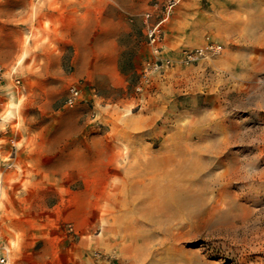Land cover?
I'll list each match as a JSON object with an SVG mask.
<instances>
[{
  "label": "rangeland",
  "instance_id": "obj_1",
  "mask_svg": "<svg viewBox=\"0 0 264 264\" xmlns=\"http://www.w3.org/2000/svg\"><path fill=\"white\" fill-rule=\"evenodd\" d=\"M156 1L0 0L6 264H264V0H179L158 52ZM208 42L220 51L185 60ZM193 164L217 183L207 202L244 205L232 223L170 224Z\"/></svg>",
  "mask_w": 264,
  "mask_h": 264
},
{
  "label": "bare ground",
  "instance_id": "obj_2",
  "mask_svg": "<svg viewBox=\"0 0 264 264\" xmlns=\"http://www.w3.org/2000/svg\"><path fill=\"white\" fill-rule=\"evenodd\" d=\"M232 132H233V130H231ZM237 132V131H236ZM236 134H238V133H236ZM189 136H190V134H189ZM264 136V135H263ZM193 137V136H192ZM191 136H190V138H192ZM231 137H232V139H233V136H232V134H231ZM190 149V148H189ZM200 150V149H199ZM262 151V150H261ZM193 152H194V150H193ZM260 152V151H259ZM187 153V152H186ZM264 154V153H263ZM193 155H195V154H193ZM191 157V156H190ZM202 157V156H201ZM261 157H263V156H261ZM194 158V157H193ZM236 158V157H235ZM189 160V159H188ZM194 160V159H193ZM196 160V159H195ZM196 161H198V160H196ZM202 161V160H201ZM184 162H185V160H184ZM192 162V161H191ZM199 162V161H198ZM237 162V161H236ZM194 163H196V162H194ZM203 163V162H202ZM183 164V163H182ZM208 165V164H207ZM214 166V165H213ZM180 167V166H179ZM182 167V166H181ZM177 168V167H176ZM185 169V171H188L189 173L191 172V174H192V178L190 179V180H186L185 181V179H184V181L186 182V183H184V184H179V185H176L175 184V182H174V184L176 185L175 187H174V189H170V195H168V197L170 196V198L169 199H167V200H170V201H167V202H165V204H163L165 207H167V206H169L170 205V224L175 220V219H180V218H183V219H185L184 220V222H182L181 221V225L182 226H184L185 224H186V222H190L189 224H191V218L193 217V216H202V213H204V212H207L209 209H216V210H218V211H222V212H225V213H220V217H221V221H230L231 223L233 222L232 220H230V218H232V217H234L235 215H236V212H235V210H237V208H241V207H243L244 205H243V203H242V205L243 206H241V207H238L237 206V204L233 201L234 200V198L233 199H231L232 200V204L230 205V209L228 210V209H222V210H219L220 208H218L216 205H214L212 202H207L208 201V199H207V197H208V194L210 193V192H212V191H214V186L217 184H215L214 183V185H213V183L211 182L212 180L210 179V180H208L211 176H212V174H211V171L212 170H210V168L207 166V168L205 167V166H200V165H188L187 166V168H184ZM229 170V169H228ZM233 170H235V169H233ZM256 170V169H255ZM254 170V171H255ZM175 171H177V170H175ZM253 171V172H254ZM257 171H259V170H257ZM264 171V170H263ZM215 172V171H214ZM213 172V173H214ZM187 173V172H186ZM217 173V172H216ZM235 173V172H234ZM246 173V172H245ZM263 173V172H262ZM178 174V173H177ZM231 174V173H230ZM249 174V173H248ZM264 174V173H263ZM176 175V174H175ZM180 175V174H179ZM186 175H188V174H186ZM190 175V174H189ZM203 175H206V177L207 176H209V177H207V179H205L204 178V176ZM214 175V174H213ZM233 175V174H232ZM250 176L251 175H253L252 173L251 174H249ZM235 176V175H234ZM245 176V175H244ZM259 176V175H258ZM264 176V175H263ZM262 176V177H263ZM178 177V176H177ZM214 177V176H213ZM231 177V176H230ZM171 178V177H170ZM180 178H181V176H180ZM244 178V177H243ZM249 178V177H248ZM252 178L253 179H255L253 176H252ZM251 178V179H252ZM213 179V178H212ZM259 179V178H258ZM172 180V179H171ZM181 180V179H180ZM174 181V180H173ZM177 181V180H176ZM211 182V184H210V182ZM258 181V180H257ZM216 182H217V180H216ZM253 182V181H252ZM260 182H264V181H260ZM178 183H180V182H178ZM227 183V182H226ZM231 183V182H230ZM258 183H259V181H258ZM261 183V184H262ZM248 184V183H247ZM250 184H252V183H250ZM224 185V184H223ZM222 185V186H223ZM225 186H227L226 184L224 185V187ZM257 186V185H256ZM220 187V186H219ZM229 187V186H228ZM228 187H226V188H228ZM259 187V189H260V187L261 186H258ZM263 188H264V186H262ZM217 188V187H216ZM242 188V187H241ZM254 188H255V185H254ZM218 189V188H217ZM251 189H252V187H251ZM224 190H226V189H224ZM231 190V189H230ZM257 190V189H256ZM231 191H233L234 192V190H231ZM230 191V192H231ZM259 191V190H258ZM229 192V191H228ZM224 194H226L225 192H223ZM256 193V192H255ZM212 194H213V192H212ZM234 194V193H233ZM252 194H254V193H252ZM229 195V194H228ZM227 195V196H228ZM246 195V194H245ZM256 195V194H255ZM258 195H260V194H258ZM230 197H231V194L229 195ZM237 196H238V194H237ZM242 196V195H241ZM166 197V196H165ZM167 197V198H168ZM212 198H214L213 197V195L211 196ZM226 197V196H225ZM220 198H222V197H220ZM226 198H228V197H226ZM238 198V197H237ZM240 198V197H239ZM256 198H258V197H256ZM256 198H254V200H256ZM223 200V199H222ZM222 200H219V201H222ZM147 201V200H146ZM210 201V200H209ZM212 201V200H211ZM229 201V200H228ZM241 201V200H240ZM245 201H247V199L245 200ZM251 201V200H250ZM223 202V201H222ZM225 202V201H224ZM227 202V201H226ZM226 202H225V204H226ZM253 202V201H252ZM248 203H246V205H247ZM249 205V204H248ZM226 206H228L227 204H226ZM164 207V208H165ZM222 207V206H221ZM250 207V209L252 210V211H254L253 210V207L252 206H249ZM149 208V207H148ZM153 208V207H152ZM226 208V207H225ZM245 208V207H244ZM242 209V208H241ZM246 209V208H245ZM213 210V211H214ZM243 210V209H242ZM229 211V212H228ZM245 211V210H244ZM146 212H147V210H146ZM142 213V212H141ZM153 213H154V210L152 209L151 211H149V213H148V217H150V218H152V216H153ZM248 213V212H247ZM251 214H252V212H250ZM258 213V212H257ZM254 214V213H253ZM141 215V214H140ZM142 215L144 216V214L142 213ZM245 216V215H244ZM244 216H242L243 217V219L245 218ZM212 217H213V215H212ZM236 217V216H235ZM248 217V216H247ZM236 218H238V217H236ZM212 219V218H211ZM210 219V220H211ZM215 219V218H214ZM220 219V218H219ZM239 219H241V217L239 218ZM238 219V220H239ZM247 219V218H246ZM246 219H244V220H246ZM249 219H250V217H249ZM248 219V220H249ZM197 220V219H196ZM215 220H217V219H215ZM214 220V221H215ZM186 221V222H185ZM199 220H197V222H198ZM203 221V220H202ZM235 221H236V219H235ZM241 221V220H240ZM239 221V222H240ZM196 222V223H197ZM211 222V221H210ZM230 222H228V223H230ZM243 222V221H242ZM249 222V221H248ZM200 223H202V222H200ZM212 223V222H211ZM214 223V222H213ZM174 224V223H173ZM180 224V223H179ZM205 224V223H204ZM224 224V223H223ZM239 224V223H238ZM192 225V224H191ZM234 224H232V226H233ZM171 226V225H170ZM174 226V225H173ZM177 226V225H176ZM178 226H180V225H178ZM193 226H194V224H193ZM192 226V227H193ZM197 225H195V227H196ZM202 226H203V224H202ZM204 226H207V225H204ZM189 227V226H188ZM191 227V228H192ZM171 228H172V226H171ZM170 228V229H171ZM177 228V227H176ZM181 228V227H180ZM190 228V227H189ZM203 228V227H202ZM206 228V227H205ZM204 228V229H205ZM208 228V227H207ZM206 228V229H207ZM178 229V228H177ZM205 229V230H206ZM192 230V229H191ZM195 231H196V229H195ZM214 231V230H213ZM209 232H211L210 230H209ZM217 232V231H216ZM219 232H220V230H219ZM251 232V231H250ZM193 234V233H192ZM248 235V234H247ZM261 235H262V233H261ZM260 235V236H261ZM258 236V235H257ZM256 237V236H255ZM264 237V236H263ZM260 239V238H259ZM255 240V239H254ZM199 253V252H198ZM178 254H179V252H178ZM178 256V255H177ZM195 256V255H194ZM186 258H188V257H186ZM185 258V259H186ZM203 258V257H202ZM202 258H200V259H202ZM192 259V258H191ZM190 259V260H191ZM194 260H195V258H193ZM173 261V260H172ZM193 261V260H192ZM192 261H190V262H192ZM194 262H196V260L194 261ZM171 263V262H170ZM180 263V262H179ZM182 263V262H181ZM183 264V263H182ZM186 264V263H185ZM189 264V263H188ZM194 264V263H193ZM199 264V263H198Z\"/></svg>",
  "mask_w": 264,
  "mask_h": 264
},
{
  "label": "built area",
  "instance_id": "obj_3",
  "mask_svg": "<svg viewBox=\"0 0 264 264\" xmlns=\"http://www.w3.org/2000/svg\"><path fill=\"white\" fill-rule=\"evenodd\" d=\"M179 0H159L154 2L150 9L145 12V33L149 40L150 45L154 48L155 52H158L159 45L163 41L164 37V23L168 20L174 6ZM221 46L214 43L208 42L202 48L196 49L195 51H190L186 53L185 60L187 62H192L199 57L207 56L208 54L218 53ZM158 60V59H157ZM169 60H166V64ZM162 65L157 64V61L153 63L152 69H157ZM142 79L147 81V74L142 75ZM80 96V90L75 86L71 87L70 95L68 96L66 103L73 106L76 100ZM7 258L5 256H0V264H6Z\"/></svg>",
  "mask_w": 264,
  "mask_h": 264
}]
</instances>
